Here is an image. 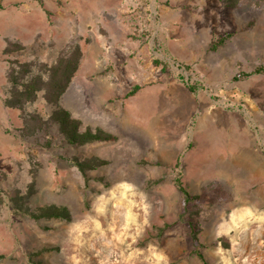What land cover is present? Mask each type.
Instances as JSON below:
<instances>
[{
  "label": "rangeland",
  "instance_id": "obj_1",
  "mask_svg": "<svg viewBox=\"0 0 264 264\" xmlns=\"http://www.w3.org/2000/svg\"><path fill=\"white\" fill-rule=\"evenodd\" d=\"M260 65L264 0H0V264H264V205L184 172L205 110L264 112Z\"/></svg>",
  "mask_w": 264,
  "mask_h": 264
},
{
  "label": "crops",
  "instance_id": "obj_2",
  "mask_svg": "<svg viewBox=\"0 0 264 264\" xmlns=\"http://www.w3.org/2000/svg\"><path fill=\"white\" fill-rule=\"evenodd\" d=\"M248 113L229 117L223 108L205 110L197 120V143L185 154L184 172L190 181L219 175L229 190L247 189L255 204L264 205V112Z\"/></svg>",
  "mask_w": 264,
  "mask_h": 264
},
{
  "label": "trees",
  "instance_id": "obj_3",
  "mask_svg": "<svg viewBox=\"0 0 264 264\" xmlns=\"http://www.w3.org/2000/svg\"><path fill=\"white\" fill-rule=\"evenodd\" d=\"M230 5H234V3H230ZM230 34L223 35L219 37L217 42L213 45L214 48H217L220 44H222ZM80 51L79 49H74V53L72 57H65L61 56L55 65L51 67L49 81L47 86L49 90L54 92L57 97L62 95L65 91L66 87L69 85L70 81L72 80V76L75 73L77 66H78V59H79ZM156 64L161 63L159 60L155 61ZM252 73H264V66L260 65L257 66L251 73L245 72V76H249ZM11 80L14 83H17V79L15 76H11ZM23 86L29 88L31 85L30 83H23ZM134 91H129L126 96L133 94ZM8 105L17 104L16 102L7 101ZM53 118L60 124V127L63 129L67 141L71 144H80L87 141L95 140V139H102V138H113L112 135H101L100 133H94L91 131L86 132H79L80 121L71 117L70 112L63 108L58 107L54 113ZM180 183V182H179ZM188 194L187 191H185ZM195 241L197 240L196 235H194ZM199 256L203 258V254L199 252Z\"/></svg>",
  "mask_w": 264,
  "mask_h": 264
}]
</instances>
